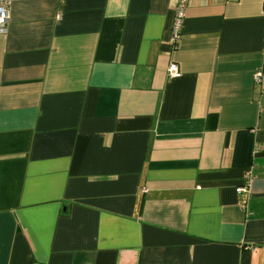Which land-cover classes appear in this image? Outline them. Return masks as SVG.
Returning <instances> with one entry per match:
<instances>
[{"label":"crops","instance_id":"0c3cea01","mask_svg":"<svg viewBox=\"0 0 264 264\" xmlns=\"http://www.w3.org/2000/svg\"><path fill=\"white\" fill-rule=\"evenodd\" d=\"M3 1L0 264H264V0Z\"/></svg>","mask_w":264,"mask_h":264},{"label":"built area","instance_id":"2783aa9c","mask_svg":"<svg viewBox=\"0 0 264 264\" xmlns=\"http://www.w3.org/2000/svg\"><path fill=\"white\" fill-rule=\"evenodd\" d=\"M189 0H177L175 7V18L172 30L171 43L175 46L178 44L183 36L186 10L188 7ZM61 18V15H58V19ZM10 19V9L9 2L0 0V34H5L7 32V26ZM180 75L179 67L177 64H172L168 68V77L170 79L178 78ZM264 76L263 73L256 75V79L259 80ZM248 189V187H240L237 189L238 194H242Z\"/></svg>","mask_w":264,"mask_h":264}]
</instances>
